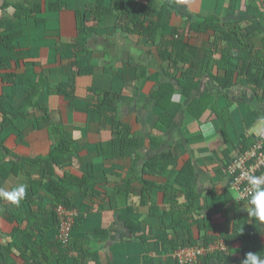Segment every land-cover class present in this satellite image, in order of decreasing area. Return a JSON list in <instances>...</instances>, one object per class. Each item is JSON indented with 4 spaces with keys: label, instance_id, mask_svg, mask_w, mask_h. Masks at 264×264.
<instances>
[{
    "label": "trees",
    "instance_id": "obj_1",
    "mask_svg": "<svg viewBox=\"0 0 264 264\" xmlns=\"http://www.w3.org/2000/svg\"><path fill=\"white\" fill-rule=\"evenodd\" d=\"M239 2L230 0L228 7L221 12L215 9L188 14L157 0H87L83 7L72 11L75 28L70 34L71 41L64 43L62 29H49L47 20L40 15L47 4L48 12L62 13L67 8V0H25L24 3L4 0L0 7V72L7 73L0 78V84L16 86L26 83L32 90L27 95L23 92V105L14 103V95L0 94L2 130L8 128L11 120L21 121L26 124V130L20 135L34 132L44 135L47 132L53 145L46 155L23 159L19 165L14 163L28 176L30 185L18 205L6 200L1 203L4 217L15 227L8 236L11 240L7 244L0 242V264H84L89 261L102 264L98 253L85 250L83 240L75 237L74 232L86 221L82 212L84 207L89 213L97 205L109 204L118 211V200L122 198L127 201L122 220L132 229L143 248L138 264H179L174 257L178 250L206 247L223 239L228 246L225 252L201 257L197 263L209 264L229 252L232 237L241 241L243 255L261 246L264 227L259 226L254 218L250 223L247 214H235L232 218V210L227 208L235 198L240 203H247V198L240 199L232 188L233 177L228 167L258 142L264 143V139L241 136L237 155L230 156L228 152V161L225 160L216 172L219 176L225 172L229 177L224 193L218 195L215 189H211L204 198L199 192L193 159L184 158L185 153L176 156L172 150L163 152L161 138L152 133L166 134L177 121L184 102L189 100L187 115L199 120L208 109H212L217 119L224 122L222 130H218L228 141L231 113L229 108L217 107V94L198 93L205 79L212 80L231 103L239 96L235 91L245 88L252 93L253 104L264 105V12L256 0H246L244 11ZM7 9H13L18 19H34V26L33 21H26L19 27H8L5 15H2ZM28 32H36L34 34L38 36L28 41ZM113 33H121L127 42L135 40L137 46L143 47L142 53L150 57V64L130 65L125 62L118 66L120 60L110 52V43L113 45L114 42L109 38H114ZM95 37L105 46L101 61L90 47ZM45 48L63 67L60 75L52 74V64L47 66L32 59L35 53L39 54ZM27 51L32 58L24 62L26 59L22 58V53ZM17 53H21V58L15 57ZM20 65L26 68L23 73H17ZM150 68L156 69L157 80L150 92L144 94L145 86L151 82ZM97 69H103L104 82L95 83L88 89L89 100L85 109L77 108L76 77H94L98 74ZM44 87L49 94L69 101L68 117L74 110H84L90 117L86 123L88 130L92 115L99 118L105 128L110 127L112 138L95 145L94 153H91L105 160L101 168L91 161L85 165L81 176L71 173L57 176L56 168L71 167L74 159H80V152L72 138V128L64 124L62 114L50 113L47 107L39 104L38 98ZM131 87L134 95L130 97L125 95V90ZM177 93L182 96L180 103L173 101ZM132 103H138L137 108L127 113L124 108ZM139 104H143L147 115H153L157 108L163 112L156 120L148 119L149 132L143 128L135 130L129 123L130 115L140 117ZM202 139V133L188 137L187 146ZM147 140L155 151L149 159L141 153ZM178 146L185 147L181 143ZM175 157L177 169L175 167L167 173L166 169ZM125 158L132 161V172L127 178L118 173L115 164L118 159ZM27 167L34 168L35 173L27 171ZM18 169L8 173L0 165V175L6 179L8 174L18 175ZM164 173L167 176L163 177ZM161 179L165 181L162 183ZM113 184L115 188L110 192ZM160 191L163 192L162 207L157 203ZM181 196L186 198V203H180ZM134 197L138 201L130 203ZM60 206L78 212L68 244H63L58 237L61 223L57 209ZM147 206L151 216L161 208L164 211L165 236L158 241L159 249H151L149 235L145 232L137 235L143 228L140 208ZM224 210L229 223L218 225L213 217ZM218 232L221 235H216ZM79 247L82 250L77 254L75 250Z\"/></svg>",
    "mask_w": 264,
    "mask_h": 264
},
{
    "label": "crops",
    "instance_id": "obj_2",
    "mask_svg": "<svg viewBox=\"0 0 264 264\" xmlns=\"http://www.w3.org/2000/svg\"><path fill=\"white\" fill-rule=\"evenodd\" d=\"M13 1H18L20 3L25 2V0ZM86 1L87 0H67V8L64 9L62 13L48 12L47 4L45 6V11L42 15H40V18H44L45 20H47L46 25L49 29L60 27L62 29V41L64 43H69L72 37L70 36V34L75 28L72 11L74 9L83 7ZM157 1L162 3L164 2L167 5L171 6V8L179 10L181 12L187 11L188 14H192V12L197 13L202 12L203 10L207 12L214 11L215 9H219L220 12L221 10L224 11L228 7L230 0H179L177 2L174 0ZM238 2L241 4V10L244 11L246 0H238ZM3 3L4 0H0V7H2ZM256 4L261 9V11L264 12V0H256ZM2 13H4L2 14L3 17L5 15L4 21L10 28L19 27L23 22L27 21V23H30L34 20L28 17H23L22 19L16 18L13 9L4 10L2 11ZM34 24L35 23L33 21L32 26H34ZM40 29H42V27H40ZM28 33H30L28 35V41L33 37L38 36L36 35V32H34L36 34L31 32ZM100 41H103V39H101ZM100 43L101 42L96 40L95 37L90 45V47L95 51L94 56L98 59V61H101L104 56L102 49L105 46ZM135 48L137 49L136 54H140V51L143 47ZM22 54V58L26 59L24 62H29L31 60L29 58L31 56L28 51L23 52ZM38 55L39 57H36ZM143 55L147 54L143 53ZM15 57L21 58V53L15 54ZM54 58L57 60V58L50 55L45 48L39 54L35 53L32 59H38L42 61L43 64H47V66H51L52 64V74L55 73L60 75L63 71V67H61L59 63L57 64ZM50 59L54 60L52 61ZM150 60L151 59L148 56V59H143L142 63L144 65H148L150 64ZM20 67L21 68H19L17 73H23L26 70L25 67H22L21 65ZM10 68H12V65ZM130 69L131 68H128V70ZM149 70L150 71L148 75L150 76L151 82L145 86L143 90L144 94H148L150 92L153 87L154 81L157 80L155 73L156 69L150 68ZM96 72L98 74L94 77H76L75 88L78 101L75 103V106L77 108L85 109L89 100L88 89L94 86L95 83L98 84V82H104L102 81L104 76H102L103 69H97ZM5 73H3V71L0 72V78H2V75H5ZM20 85L9 86L0 84V94L7 96L14 95V103H16L17 105H20V103H22L23 105L24 102L21 99V97L23 96V92H26L27 95L28 92L31 93L32 89L30 85L26 83L22 84L21 86ZM204 92L215 95L217 94L215 103L220 109L229 108V111L231 113V121L227 127V131L229 133V135H227V142L226 135H221L220 131L218 130H222L224 122L220 119H217L218 117L214 115L215 113L212 109H208L199 120L187 115L186 106L188 105L189 100L184 102L183 109L178 114L177 121L166 134L158 131H153L152 133L153 135H157L161 138L163 152H169L172 150L173 154L176 156H182L185 153L183 155L184 158L193 159V163L196 169L199 192L202 193V197L205 198L209 195V191L211 189H215L218 195L224 193L225 188L229 183V177L226 176L225 172H223L222 176L217 175L216 172L219 171L221 165H224L223 163L225 162V160H227L226 155L228 152H230V156L237 155V151L241 147L240 137L246 136L264 139V105L253 104V95L248 89L245 88L241 89V91H235V95H237V92H239L240 94L236 98V100H234L235 102L231 103L232 101H229L226 97H224V92L220 90V88L212 80L208 79L203 80L200 91L198 90L199 94H202ZM125 95L130 97L134 95V93L132 92V87L125 90ZM173 101L176 103H180L182 101V96L179 93L175 94ZM38 102L39 104L47 107L50 113L57 114L60 112L62 114L61 117L64 121V124L67 127L72 128V138L76 141V145L79 146L77 148L80 152V159H74L73 165L69 168H65L62 170L56 168L57 176L62 177L65 173H71L73 175L81 176L82 172L84 171L85 165L91 161L98 168H101L103 165H105L106 162L103 158L93 156L91 153H94L95 145L105 143L112 138L113 135H111L110 127L106 126L105 128L99 118L92 115V120L90 121L92 123L90 124L91 126L88 130V127H86V123H89L88 118L90 117H88L86 112L84 110H74L71 117H68L67 113L70 111L68 105L69 101L60 96L49 94L47 87H44L43 93L38 98ZM137 105L138 103H132L131 106H125L124 109L127 111V113H131L137 108ZM142 107L143 104H139L140 117L137 118L136 115H130L129 123H131V125L135 127V130L143 128L146 132H149L150 125L147 123L148 119L156 120L161 117L163 112L161 109L157 108V110H154L153 115H147ZM2 122L3 118L0 115V165L3 166V168L8 173H11L13 170H17L19 168L15 166L14 163H17L19 165L21 164L23 159L35 158L40 155L48 154L53 143L50 139V135H47V132H45L44 135L37 132L28 134L27 136L20 135L24 130H26V124L16 120H11V124L3 132L1 126ZM208 123H211L214 128L212 136L210 138H206L203 136L202 140L197 141L190 146H187L186 138L202 133V126ZM22 136L23 138L20 139ZM180 143L185 147H179L178 145ZM144 145L145 146L142 148L141 152L143 156L148 159L150 157H153L155 155V151L150 146L149 141L147 140ZM176 146L177 148H175ZM176 161V157L172 159V163L169 165L168 170L166 169L167 173L175 169ZM178 161L183 162L182 160ZM115 164H117V167L119 168L118 173H120L123 178H127L128 175L132 172V161L130 158L118 159ZM106 167H108V165ZM27 168V171L32 172L33 174L35 173L34 168ZM18 172V175L8 174L6 179L3 177V174L0 175V187L11 191L18 184L23 183L28 188L30 185L28 176L22 169H18ZM165 176L167 175H163V177ZM114 180L115 179L113 178L112 181ZM161 181L163 183V181L165 180L161 179ZM114 186L115 184L112 185L110 192L114 190ZM4 201V199H0V242L2 244H7L11 240V238H9L8 236L13 231L15 224L9 223L4 217V208L1 205V203ZM118 201V204L120 205L118 206V211L113 209V207L109 204H105L102 206L97 205L96 207H94V210H92V212L90 211L89 213L87 208L84 207L82 209V212L85 216L86 221L81 228H77L75 230L74 236L83 240L86 246L84 247L85 250H91L92 253L97 252L102 264H138L139 260L142 257L141 255L143 252V248L140 247V242L137 240V236L135 235V233H133L132 229L127 225V223L122 220L121 214L123 213V210L125 208V203L127 202L126 199L122 198ZM137 201L138 199L134 197L130 199L129 202L134 203ZM157 203L159 204V206L163 205V192L161 191L157 194ZM180 203H186V198L181 196ZM246 204L238 202L236 198L231 203L227 204V208L232 210L231 217L234 218L235 214H247V212L243 210V207L247 206ZM149 209V206L140 208V220L143 228L137 232V235L145 232L147 235H149L148 238L150 239L151 249H159L158 241L164 239L165 236L162 223L164 211L161 208V210L156 215L151 216ZM225 211L226 210H224V212L222 211L223 213L219 212L214 215L213 219L216 224L226 226L229 223L228 219L225 217L226 215H224ZM247 220L250 223L252 222V218L248 217V215ZM258 225L264 227V225L260 224L259 222ZM203 235L204 233H201V236ZM216 235L221 234L218 232L216 233ZM231 244V249L226 253L224 257H222V259H214L209 264H242V261L245 259L246 255H243L240 251L243 248L241 241L237 237H232ZM79 250H82L81 247H79L78 250H75V252L78 254ZM251 252L258 253L261 258H264V238L262 239L261 246L256 247ZM84 264L96 263L94 261H89L88 263Z\"/></svg>",
    "mask_w": 264,
    "mask_h": 264
},
{
    "label": "built area",
    "instance_id": "obj_3",
    "mask_svg": "<svg viewBox=\"0 0 264 264\" xmlns=\"http://www.w3.org/2000/svg\"><path fill=\"white\" fill-rule=\"evenodd\" d=\"M228 172L233 177L232 188L238 193H243L247 188L245 175L251 173L257 176L264 175V143H258L243 155L235 158L234 162L228 167ZM240 199H246L239 195ZM60 217L61 229L59 240L63 244H68L75 225L77 211L68 210L60 206L57 209ZM228 249L223 239L217 240L209 246L186 247L178 250L174 257L178 259L179 264H197L200 258L216 252H225Z\"/></svg>",
    "mask_w": 264,
    "mask_h": 264
},
{
    "label": "clouds",
    "instance_id": "obj_4",
    "mask_svg": "<svg viewBox=\"0 0 264 264\" xmlns=\"http://www.w3.org/2000/svg\"><path fill=\"white\" fill-rule=\"evenodd\" d=\"M214 131L213 125L208 123L201 128L204 137L210 138ZM247 188L239 195L243 198L247 196V206L243 210L248 217L254 218L257 222L264 225V175L257 176L251 173L244 174ZM27 186L23 183L18 184L13 190L8 191L0 187V199L18 205L26 196ZM235 195V193H234ZM243 229L241 230L242 233ZM242 264H264V258L258 253L249 252L246 254Z\"/></svg>",
    "mask_w": 264,
    "mask_h": 264
},
{
    "label": "rangeland",
    "instance_id": "obj_5",
    "mask_svg": "<svg viewBox=\"0 0 264 264\" xmlns=\"http://www.w3.org/2000/svg\"><path fill=\"white\" fill-rule=\"evenodd\" d=\"M109 41L114 42L113 45L112 43H110V46H112L110 52L113 53V56H116L120 60L117 62L119 63L118 66H121V65L123 66L122 63H125V62H126L125 64H130V65L134 63H136L137 65H140V64L143 65L142 60L148 59V56L143 55L142 51H140L141 52L140 54H136L137 49L135 47H139V46H137V44L135 43V40H133L134 42L133 41L127 42L124 38H122L121 33L114 34V38H109ZM239 94L240 93L237 92V95Z\"/></svg>",
    "mask_w": 264,
    "mask_h": 264
}]
</instances>
